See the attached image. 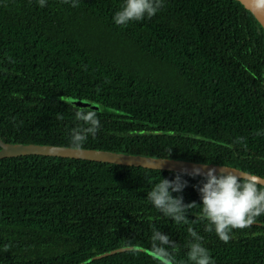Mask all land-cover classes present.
Masks as SVG:
<instances>
[{
  "label": "trees",
  "instance_id": "16d2710c",
  "mask_svg": "<svg viewBox=\"0 0 264 264\" xmlns=\"http://www.w3.org/2000/svg\"><path fill=\"white\" fill-rule=\"evenodd\" d=\"M0 0V139L68 147L72 104L96 105L84 149L233 167L264 178V29L237 0H164L118 26L123 0ZM62 115L63 119L57 116ZM1 150V147H0ZM187 181L202 206L205 176L52 156L0 159V264H159L153 228L187 264V229L214 264H264V215L224 243L199 207L176 224L147 200L160 178Z\"/></svg>",
  "mask_w": 264,
  "mask_h": 264
},
{
  "label": "clouds",
  "instance_id": "9594fccd",
  "mask_svg": "<svg viewBox=\"0 0 264 264\" xmlns=\"http://www.w3.org/2000/svg\"><path fill=\"white\" fill-rule=\"evenodd\" d=\"M63 2L69 3V0ZM38 3L40 7H44L46 0H38ZM255 5L257 8H264V0H255ZM71 6H78L76 0H72ZM163 6L164 0H123L113 21L118 26H126L129 22L141 21L146 17L150 19ZM57 118L63 119V116L58 115ZM75 120L79 123L70 131L68 147L75 153H81L88 136L94 137L100 130V120L97 112L90 108H77ZM215 173L216 170L210 168L205 174L206 182L198 189L202 206L194 202L185 204L182 196L173 197L172 193L182 192L187 185V181H182L180 175L171 181L160 178L147 192L146 198L163 217L171 218L176 224L187 223L185 214L190 209L199 207L198 219L207 222L205 231H214L219 240L227 243L232 238L233 230L250 228L258 217L264 215V185H261L255 175L233 172L225 166L220 169L219 175ZM200 174L199 168L192 173L193 176ZM187 231L192 238L187 245V264H214L202 244L203 237L191 227ZM124 247L132 254L145 251L131 241L126 242ZM176 247V243L168 235L153 228L150 251L159 264H176L174 256L169 252L170 248L175 250Z\"/></svg>",
  "mask_w": 264,
  "mask_h": 264
},
{
  "label": "water",
  "instance_id": "95a60500",
  "mask_svg": "<svg viewBox=\"0 0 264 264\" xmlns=\"http://www.w3.org/2000/svg\"><path fill=\"white\" fill-rule=\"evenodd\" d=\"M239 1L261 24L264 29V8H257L255 5V0H237ZM63 101H66L72 104L75 107H87V108H96L95 104L83 101L79 98L66 97L63 98ZM0 159L9 158V157H20L27 155H38V156H52V157H62V158H74L82 160H90L96 162L117 164L123 166H136L143 167L154 170H163V171H172L179 173L192 174L194 169H200V175L205 176L207 171L211 169L216 170V175H219L220 169L224 165H215V164H204L188 161L185 159H170V158H160L146 155H135L124 152H111V151H102V150H93V149H84L81 153H75L70 150L69 147H60V146H51V145H40V144H7L0 139ZM230 171H240L242 170L225 166ZM239 175V173H237ZM254 175V174H252ZM260 181L261 185H264V178L255 175ZM149 254H152L150 250L143 248ZM128 251L125 248H121L109 253L98 255L88 262L102 258L107 255L115 254L118 252Z\"/></svg>",
  "mask_w": 264,
  "mask_h": 264
}]
</instances>
